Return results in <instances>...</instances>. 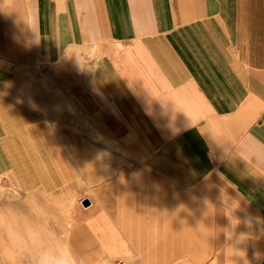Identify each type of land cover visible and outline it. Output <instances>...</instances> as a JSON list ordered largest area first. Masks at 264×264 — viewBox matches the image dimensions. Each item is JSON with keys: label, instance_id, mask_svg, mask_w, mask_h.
<instances>
[{"label": "crops", "instance_id": "1", "mask_svg": "<svg viewBox=\"0 0 264 264\" xmlns=\"http://www.w3.org/2000/svg\"><path fill=\"white\" fill-rule=\"evenodd\" d=\"M0 188V264H264V0H0Z\"/></svg>", "mask_w": 264, "mask_h": 264}, {"label": "rangeland", "instance_id": "2", "mask_svg": "<svg viewBox=\"0 0 264 264\" xmlns=\"http://www.w3.org/2000/svg\"><path fill=\"white\" fill-rule=\"evenodd\" d=\"M0 188V200L1 199H9V200H12L14 201L16 198H17V195L15 193V191H11V190H6L5 188L2 189ZM66 230V229H65ZM63 234L65 233L64 232V229H63ZM3 248L4 250L2 251ZM0 255H21V252L20 250H17V246L16 245H0Z\"/></svg>", "mask_w": 264, "mask_h": 264}, {"label": "clouds", "instance_id": "3", "mask_svg": "<svg viewBox=\"0 0 264 264\" xmlns=\"http://www.w3.org/2000/svg\"><path fill=\"white\" fill-rule=\"evenodd\" d=\"M40 264H50V260L48 257H43L40 261ZM56 264H76V261L72 258L70 252L65 250L61 259L56 261ZM107 264V262H105Z\"/></svg>", "mask_w": 264, "mask_h": 264}, {"label": "built area", "instance_id": "4", "mask_svg": "<svg viewBox=\"0 0 264 264\" xmlns=\"http://www.w3.org/2000/svg\"><path fill=\"white\" fill-rule=\"evenodd\" d=\"M107 264H125L124 260L120 257L110 259Z\"/></svg>", "mask_w": 264, "mask_h": 264}, {"label": "water", "instance_id": "5", "mask_svg": "<svg viewBox=\"0 0 264 264\" xmlns=\"http://www.w3.org/2000/svg\"><path fill=\"white\" fill-rule=\"evenodd\" d=\"M83 204L87 205L88 204V200L87 199H82L81 201Z\"/></svg>", "mask_w": 264, "mask_h": 264}]
</instances>
